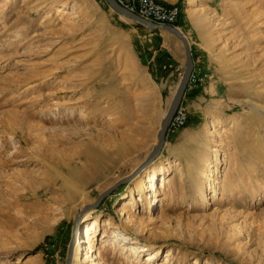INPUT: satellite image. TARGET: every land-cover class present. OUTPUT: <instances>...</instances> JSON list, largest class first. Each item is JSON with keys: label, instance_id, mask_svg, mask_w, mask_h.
<instances>
[{"label": "rangeland", "instance_id": "obj_1", "mask_svg": "<svg viewBox=\"0 0 264 264\" xmlns=\"http://www.w3.org/2000/svg\"><path fill=\"white\" fill-rule=\"evenodd\" d=\"M220 1L176 27L223 101L82 216L71 264H264V0ZM134 24L104 0H0V264H65L78 213L155 146L174 89L126 81Z\"/></svg>", "mask_w": 264, "mask_h": 264}, {"label": "crops", "instance_id": "obj_2", "mask_svg": "<svg viewBox=\"0 0 264 264\" xmlns=\"http://www.w3.org/2000/svg\"><path fill=\"white\" fill-rule=\"evenodd\" d=\"M158 4L170 8L172 6H178L180 8L179 21L187 16L190 19L192 25L197 24L200 16L198 15L199 9L202 7H213L214 3L221 2L220 0H155ZM178 21V22H179ZM136 23V22H135ZM198 25V24H197ZM129 34L134 35V44L128 49V53L131 60L135 63L136 73L130 74L126 81H133L137 91L142 93H156L163 91L164 88L174 89V93L177 89V75L184 70L185 55L184 47L181 41L173 34L163 30H151L146 26L136 23L131 26ZM190 47L192 50L191 55L196 58L205 61L208 69L207 74L211 75V81H207L201 87H199L194 93L187 96L184 100L188 111L189 120L201 119L202 106L211 104L214 101H223L222 90L224 84L219 82L218 78L213 76L210 70V60L207 54L202 50L198 44ZM193 58V57H192ZM120 71L128 67H125L123 62L118 68ZM123 82V78L120 81V85ZM177 82V83H176ZM131 83L132 82H127ZM148 91V92H147ZM173 93V95H174ZM222 99V100H220ZM188 120V123H189ZM163 149L157 161L163 155Z\"/></svg>", "mask_w": 264, "mask_h": 264}, {"label": "water", "instance_id": "obj_3", "mask_svg": "<svg viewBox=\"0 0 264 264\" xmlns=\"http://www.w3.org/2000/svg\"><path fill=\"white\" fill-rule=\"evenodd\" d=\"M104 2L107 4V6L117 15L124 17L126 19H129L133 22H136L138 24H141L143 26H146L147 28L151 30H163L166 32H169L170 34H173L176 38H178L184 47V55H185V67H184V72L183 75L178 83L177 89L174 93V96L169 104V107L167 109L166 115L164 116V119L161 122L160 129L158 130L157 133V142L155 146L152 148L151 153L145 158V160L140 163L133 171L130 173L128 176L122 178L120 181H118L113 187H111L109 190L104 192L99 196L97 201L90 205V206H85L76 216L74 223H73V228H72V239L70 241V244L68 246L67 250V256L65 260V264H70L71 257H72V252H73V246L75 244V239L77 238V235L79 234L80 231V226H81V218L82 215H84L87 211L94 210L96 209L100 202L107 196L109 193L117 190L120 186L128 184L130 181L135 179L141 172L149 168L155 161L156 159L160 156L161 151L163 149V145L165 143V135L167 131L168 124L177 109L178 105L181 102V99L183 97V93L186 87V84L188 82L189 76L192 72L193 69V61H192V56H191V50H190V45L186 38L181 34V32L173 27L169 26H158L155 25L151 22H148L134 14L129 13L127 10L124 8L120 7L115 0H104Z\"/></svg>", "mask_w": 264, "mask_h": 264}, {"label": "built area", "instance_id": "obj_4", "mask_svg": "<svg viewBox=\"0 0 264 264\" xmlns=\"http://www.w3.org/2000/svg\"><path fill=\"white\" fill-rule=\"evenodd\" d=\"M115 2L129 13L134 14L148 22L158 26H169L177 29L180 17V8L172 6L167 8L155 2V0H115ZM206 74H201L198 70H192L185 92L193 93L206 81ZM188 119L187 108L180 103L175 110L168 127L167 136L176 134L180 129L184 128Z\"/></svg>", "mask_w": 264, "mask_h": 264}, {"label": "bare ground", "instance_id": "obj_5", "mask_svg": "<svg viewBox=\"0 0 264 264\" xmlns=\"http://www.w3.org/2000/svg\"><path fill=\"white\" fill-rule=\"evenodd\" d=\"M182 43V42H181ZM186 95V94H185ZM184 95V96H185ZM182 99H183V97H182ZM181 99V100H182ZM179 106V105H178ZM165 115H166V113H165ZM164 115V116H165ZM163 119H164V117H163ZM152 166V165H151ZM150 166V167H151ZM149 167V168H150ZM148 169V168H147ZM146 169V170H147ZM145 171V170H144ZM142 173V172H141ZM140 173V174H141ZM170 172H168V171H164L163 172V175H162V177L157 181V183H156V185H154L153 183H151V185H150V188H149V190L148 191H156V190H163L165 187H166V175L168 176V174H169ZM139 174V175H140ZM206 177H208V179H207V181L211 184V183H213L214 182V178H213V176L212 175H205ZM158 202V201H157ZM83 216V215H82ZM236 230L238 231V228L236 227ZM88 231H90V227H89V225H88V227L86 228V230L84 231V235L85 236H87L88 235ZM81 234V233H80ZM78 237H79V234L77 235V238L75 239V244H74V246H73V252H72V257H71V261H72V259L74 258V256H75V247H76V245H77V242H78ZM71 239H72V237H71ZM71 241V240H70ZM70 244V243H69ZM86 253H85V255H84V259H82V261L83 260H85V259H88V257H87V255L90 253V248L89 247H87V249H86ZM133 251V253H136V251H134V250H132ZM127 253V252H126ZM100 254H99V252H98V254H96V256L94 257V260L91 262V264H99V262H95L97 259H100V256H99ZM71 261H70V264H71Z\"/></svg>", "mask_w": 264, "mask_h": 264}]
</instances>
